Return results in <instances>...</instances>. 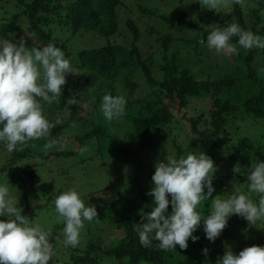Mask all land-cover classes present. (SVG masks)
Listing matches in <instances>:
<instances>
[{"label":"trees","instance_id":"trees-1","mask_svg":"<svg viewBox=\"0 0 264 264\" xmlns=\"http://www.w3.org/2000/svg\"><path fill=\"white\" fill-rule=\"evenodd\" d=\"M251 1H254V5H249L250 12H247L243 5ZM16 4L20 9L13 12L7 10L0 0V8L6 9V14L0 16V25H14L13 31L25 39L29 38L30 43L38 49L49 43L60 48L71 66L82 72L85 84L92 88L89 94L92 104L89 116H80L79 113L86 110V107L80 105L82 95L74 92L81 80L70 86L67 85V78L59 102L52 103L53 108H50L48 116L43 114L52 123L59 114L63 123L51 129L48 137L41 138L40 144L61 138H66L70 143L69 149L56 151L54 157L73 156L88 149L85 156L91 158L99 155V160L105 161L107 155H139L156 145H162L163 151L154 153L155 156H171L165 143L171 137V128L177 121L180 123L179 128L187 130L188 146L182 148L173 139L171 144L178 148L175 157L204 152L214 161L216 171L212 181L215 189L213 197L221 195L227 198L236 191L247 193V168L252 163L264 162V49L245 50L237 44V38L233 37L231 43L237 46V59H243L244 62L240 68L235 71L231 67L233 62L226 61L229 69L224 70L223 75L214 78L208 74L207 77L199 78L186 64L188 59L182 61L177 51L169 52L173 46L170 32L162 38L159 58L145 59L135 44L141 32L133 20H128L134 34L133 41L128 44L108 43L77 49L70 47L64 40V33L68 32L117 35L120 31L123 0H17ZM141 9L150 16L155 15L164 20L171 29L174 27L173 19L168 14L152 12L143 6ZM233 10L237 19L235 23L241 29L264 38V0H242L240 4L233 3ZM230 23L234 22H221L210 29L194 23L201 30L198 41L202 39L207 43V35L212 30L226 27ZM198 46H194L196 53ZM145 89L147 92L142 93ZM105 94L123 96L126 100L125 114L111 122L105 119L101 111ZM70 99L76 103H69ZM40 102L47 104L42 100ZM198 102L205 105L193 106ZM191 109L194 112H190ZM78 118L88 126L83 132H76L78 126L75 122ZM253 130L258 131V134L253 135ZM73 132H76L75 135ZM33 141H29L23 151L11 153L7 163L0 167L1 176L11 177L15 184L22 187L26 182L30 185V181L37 175L34 164L28 163L26 170L19 171L24 173V177L17 173L15 166L30 156L45 155V152L38 151V147H33ZM3 145L0 142V148ZM43 145L40 147L43 148ZM53 152L46 153V156ZM237 162L244 170L242 173L233 171ZM153 169L147 178L150 186L147 192L138 181L140 177L135 175L130 180L131 187L136 189L134 197L133 193L119 190L118 186H122L119 182L112 183L118 192L116 200L101 205V196L90 199V205H93L92 201L96 204V222L103 220L108 213L114 212L117 215V226L123 231L117 241L103 243L100 235L75 247H66L56 242V227L49 231L53 234L50 243L54 252L49 264H217L227 249L238 254L245 247H264V221L249 227L248 222L238 215L229 218L226 228L214 242L206 238L202 219L199 228L193 233L199 239L193 242L189 238L186 250L180 249L179 245L174 251L159 250L155 239L150 247L141 246L134 226L142 222L141 210L147 213L153 207L154 198L147 195L152 188ZM250 195L258 203V196ZM210 205L211 198L198 206L197 210L202 217L210 213ZM31 209L34 210L27 207L22 215L29 218ZM168 211L171 212V204ZM7 219L0 216V220ZM205 248L208 249L207 256L203 252Z\"/></svg>","mask_w":264,"mask_h":264},{"label":"clouds","instance_id":"clouds-1","mask_svg":"<svg viewBox=\"0 0 264 264\" xmlns=\"http://www.w3.org/2000/svg\"><path fill=\"white\" fill-rule=\"evenodd\" d=\"M230 2L240 4L242 0H200L209 10L225 7ZM233 37L245 50L264 49V38L241 29L237 23L212 30L207 35V47L217 55L236 54L237 46L231 43ZM68 74L76 75L62 50L52 43L38 49L27 47L24 37H20L18 43L0 38V142L9 153L23 151L29 141L48 137L51 129L63 123L59 114L54 123L49 122L40 101L58 103ZM69 103L76 101L70 99ZM125 106L123 96L105 94L102 97L101 111L109 122L122 117ZM64 143L66 138L63 143L52 139L43 145V150L46 152L57 144L63 147ZM215 171L214 161L204 152L179 158L168 156L156 162L152 188L147 193L154 198L153 207L147 213L141 210L142 222L134 226L141 246L150 247L155 239L159 250L174 251L177 245L186 250L189 238L193 242L199 239L193 233L202 219L206 238L211 242L222 234L232 215L244 218L249 227L264 221V162L252 163L247 168V193L236 191L227 198L213 197ZM233 171L242 173L244 170L237 162ZM250 194L258 196V203ZM210 198V213L202 217L198 206ZM17 205L18 200L10 196L8 185H0V216L8 218L0 220V264H49L54 254L51 233L22 215V208ZM54 205L65 225L60 242L66 247L77 246L84 221L98 218L96 206H85L76 190L59 194ZM203 252L207 256L208 249ZM217 264H264V247H245L238 254L227 249Z\"/></svg>","mask_w":264,"mask_h":264},{"label":"rangeland","instance_id":"rangeland-1","mask_svg":"<svg viewBox=\"0 0 264 264\" xmlns=\"http://www.w3.org/2000/svg\"><path fill=\"white\" fill-rule=\"evenodd\" d=\"M2 2L7 10L16 12L20 9L16 4L17 0H2ZM249 5H254V1H251L248 5L244 3L243 7L247 12H250L248 9ZM141 6L147 7L152 12L156 11L161 14H168L173 19L174 27L171 29L164 20H161L155 15L150 16L149 13L143 12ZM6 9L3 7L0 8L1 17L3 14H6ZM120 20V31L117 35L98 36L85 31H80L75 34L68 32L64 33V40L67 41L70 47L77 49L96 47L108 43L128 44L133 41L134 37L133 31L128 25V20H133L141 32L140 38L135 44L141 49L145 59L159 58V50L162 49V38L165 33L170 32L173 37V46L169 52L171 50V52L177 51V56L182 61L188 59L189 61L186 64H189V67L197 73L199 78L207 77L208 74H212L214 78L218 77L219 74L223 75V71L229 69L226 61L233 62L231 67L235 71L244 63L243 59H237V53L217 55L214 50H210L207 47V43H202V39L198 41L201 38V30L194 24L199 23L201 27L210 29L225 21L235 23L237 19L233 10V3L231 2L225 7L209 10L202 3L200 4V0H123L120 9ZM6 26L0 25V27H4L0 29L2 38L18 43L20 37H23V35L16 34L13 31L14 25L10 27ZM25 41L27 47L37 48L34 44L30 43L29 38L25 39ZM197 44L199 45L198 53L194 50V46ZM242 67L245 68L246 66ZM72 68L76 75L68 74L66 76L67 85L69 84L71 86L73 83L75 85V82L81 80L74 89V92L82 95L80 105L86 107V110L79 113L80 116H89L88 112H91L92 109L89 94L92 88L85 84L82 72L77 67ZM145 92H147L146 89L142 90V93ZM204 105H200L199 102L198 104H193V106L199 107ZM51 107L53 108V104L42 103L43 114L46 113V116H48ZM190 112L194 111L191 109ZM75 125L78 126L76 132L79 130L83 132L88 128L79 118L76 120ZM179 127L180 123L176 121L171 128V137L165 143L167 151L170 152L171 156H175L178 151V148L173 147L171 144L173 139H176L182 148L188 146L187 130L184 131ZM76 132H73V134L75 135ZM252 133L255 135L258 134V131L253 130ZM40 140H34L32 145L33 147H38V151L45 152L40 147V145H43L40 144ZM58 141L63 143L64 139L61 138ZM158 143L161 142L158 141ZM66 148H70V143L67 140L63 147H60V144L56 145L46 151L44 156H30L15 166L17 173H20V170L23 171L28 168V163L34 164L33 168L36 169L35 173L37 175L34 180L30 181V185L26 182L25 186L22 187L15 184L11 177L0 175V185H8L10 196L18 200L17 207L22 208L21 214H24V211L26 212L25 209L27 207H32L34 210H30L32 213L29 214V219H33L46 232L52 231L56 227L58 228L55 237L56 242H60L63 239L62 230L64 228L61 226L63 222L58 218L54 205V200L59 194L68 190H76L85 203V206L90 204V199L101 196L100 203L102 205L117 199L118 192H116L112 183L116 184L121 182L122 186H118V189L125 193H133L134 197L136 189L132 188L130 184L132 176L138 175L140 177L138 181L140 185L145 187L147 192L150 190L147 178L150 175L151 169L154 168L153 170L155 171L156 162L164 161L163 159L160 160V158L166 159L168 157L167 155L162 157L158 154L156 156L154 155L158 151H163L162 145H156L151 149L142 151L139 155L136 154L129 157L125 155H107L105 161L102 159L105 163L99 160V155H94L91 158L85 156L84 153L88 149L73 156L54 157L56 151L65 150ZM51 151L54 152L48 155L49 157L46 156V153H50ZM10 155L11 153L3 145L0 148V167L7 163ZM150 163H152V168L149 166L151 165ZM21 175L23 176L24 173ZM92 204L96 205L93 201ZM37 205H41V207H35ZM95 220L91 222L84 221V227L80 230L79 244L88 242L93 237L100 235H102L100 237L103 243L111 244L123 235V231L117 226V215L114 212L108 213L103 220H99L98 222ZM51 235L53 234L51 233ZM58 237L59 239H57ZM60 244L63 246L61 242Z\"/></svg>","mask_w":264,"mask_h":264}]
</instances>
